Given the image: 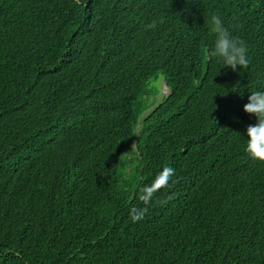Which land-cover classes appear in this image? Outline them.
<instances>
[{
    "label": "trees",
    "instance_id": "1",
    "mask_svg": "<svg viewBox=\"0 0 264 264\" xmlns=\"http://www.w3.org/2000/svg\"><path fill=\"white\" fill-rule=\"evenodd\" d=\"M211 13L246 69L207 58ZM254 91L264 0H0V264H264Z\"/></svg>",
    "mask_w": 264,
    "mask_h": 264
},
{
    "label": "clouds",
    "instance_id": "2",
    "mask_svg": "<svg viewBox=\"0 0 264 264\" xmlns=\"http://www.w3.org/2000/svg\"><path fill=\"white\" fill-rule=\"evenodd\" d=\"M208 26L214 37L212 45L206 49V56L209 61L214 60L223 65L222 68H228L232 71H236L237 68L246 69L250 63L246 42L234 36L217 13L209 15ZM239 26L241 25H237V27ZM148 27L154 28L155 24H150ZM242 110L255 118V123L248 125L244 133L247 137L244 152L251 161L264 163V91L251 92L248 96V102L243 105ZM174 176V169L165 166L157 176L153 186L142 190L145 194L141 195L139 199L144 205H147L153 193L168 186L169 181ZM146 211V207L139 210L133 208V221L142 219Z\"/></svg>",
    "mask_w": 264,
    "mask_h": 264
},
{
    "label": "rangeland",
    "instance_id": "3",
    "mask_svg": "<svg viewBox=\"0 0 264 264\" xmlns=\"http://www.w3.org/2000/svg\"><path fill=\"white\" fill-rule=\"evenodd\" d=\"M150 84L152 85L153 89H157V87H158L161 95H163L164 93H166L168 91L166 86H165L164 80H162L161 74L158 75V78L156 80H152ZM161 95H158L157 98H159ZM151 97H150V99H151Z\"/></svg>",
    "mask_w": 264,
    "mask_h": 264
}]
</instances>
